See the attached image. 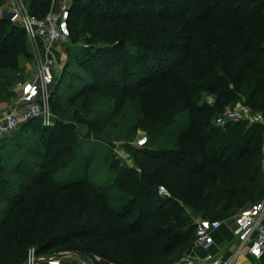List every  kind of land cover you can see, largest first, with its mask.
<instances>
[{
  "label": "trees",
  "instance_id": "obj_1",
  "mask_svg": "<svg viewBox=\"0 0 264 264\" xmlns=\"http://www.w3.org/2000/svg\"><path fill=\"white\" fill-rule=\"evenodd\" d=\"M130 1L127 8L118 3L113 8L116 15L101 10L90 13L89 26L104 37L107 34V40L120 42L124 49L122 56L113 46L85 52L98 64L89 63L92 71L80 78L84 86L69 103L74 105L85 98L89 105L99 91L124 97L159 85L152 108L143 107L137 127L156 140L176 122L179 113L187 112L190 120L181 129L167 133L170 139L162 146L147 143L134 150L137 167L120 172L116 178L121 183L124 177H132L124 184L117 183V191L125 192L120 195L110 194L106 187L100 189L93 181L98 174L109 171L105 185L111 186L119 160L107 156L97 161L95 171L83 177L95 158L87 155L84 170L79 172L77 156L82 144L74 129L68 124L43 126V147L52 140L56 142L47 150L36 148L40 161L20 155L10 170L17 180L8 178L0 165V204L7 203L0 208V264H24L30 249L36 248L39 254L70 236L117 243L120 264H170L185 258L194 245L197 220L228 217L241 201H255L264 195L262 138L251 145L253 127L230 129L243 122L226 130L215 124L228 106L238 102L264 113V0H185L188 7L183 14L190 9L199 14L198 31L195 37L191 32L181 35L183 25L173 27L177 38L181 36L191 48L178 51L180 55L171 60L178 70L170 73L153 70L157 66L158 70L168 69L163 62L170 60L169 54H161L159 65H154L148 61L146 51L137 49H150L162 39L156 41L151 30L145 37L135 29L138 24L161 25L166 20L149 13L154 0ZM23 2L31 14L43 18L51 12L53 0ZM181 14L174 13L171 19L181 21ZM71 15L66 22L70 30H75ZM124 22L131 26V34L137 32L144 38L133 42L135 47H125L131 40L121 33ZM25 40L23 28L9 19H0V100L16 88L24 72L22 58L29 56ZM97 50L107 55V61L97 55ZM121 57L127 64L126 72H121L118 84L112 85L106 73ZM131 73L133 77L129 78ZM127 78L133 80L129 90ZM205 93L214 95V103H199ZM96 133L102 134L101 130ZM74 160L78 162L75 165ZM53 171L69 173L71 179L63 182ZM263 257L252 264H260Z\"/></svg>",
  "mask_w": 264,
  "mask_h": 264
},
{
  "label": "rangeland",
  "instance_id": "obj_2",
  "mask_svg": "<svg viewBox=\"0 0 264 264\" xmlns=\"http://www.w3.org/2000/svg\"><path fill=\"white\" fill-rule=\"evenodd\" d=\"M61 1V0H60ZM113 1V2H111ZM57 0H53L52 7L56 9ZM106 2V3H105ZM109 2V3H108ZM120 4L127 8L131 1L129 0H69L70 9H72V17L76 23V28L69 29L67 22L62 23L61 31L62 38L54 44H49L46 41L39 40L37 42H31L28 39L25 40L28 42V53L29 56L22 58V69L23 74L20 76L18 85L16 86L18 98L24 93L29 85L33 82L35 75L37 73V67L40 63L45 62L47 58L54 59V73L56 76V84L53 94V100L50 103L51 111V127H60L63 124H68L71 128L74 129V134L76 138L81 142L82 146L79 149L80 154L78 158V168L81 173L85 167V161L87 155L94 156L95 162L90 164L89 172L83 174V177H88L89 173L95 171L97 167V161L105 160V157L110 156L119 160L118 168H115L113 173V179L111 186H106V176L109 174V171L102 172L93 178V181L99 184L100 189L104 190L108 188V191L112 195H120L125 192L117 191V183L119 185L124 184L127 181H130L131 176H126L121 180V183L118 182L117 176L120 172H127L132 169H135L136 162L134 159V150L137 148H142L150 143L152 147L162 146L166 141H169L170 138L167 137V133L175 132L178 129H181L183 125L190 120V115L187 112H181L176 117V122L169 124L168 130L166 132H161L156 140H153L152 136L137 127V120L141 118L143 114V107L146 109H151V103L155 100L156 95L160 89L159 85L148 88L147 90H138L136 92L129 93L127 96H118L116 92H110L108 94L103 91H99L90 101L89 105H86L85 98H79L76 104L72 105L69 103V99L74 95L75 92L81 91L84 86V82L80 80L83 76H87L88 72L91 73L92 67L90 62L98 64L97 59L90 60L91 57L85 54L88 50L99 49L106 46L118 47V53L122 56L123 46L120 42L109 41L107 40L108 35L104 37L103 33L93 29L89 26L90 13L93 10H101L107 15L115 14L113 10L117 4ZM162 0H154L152 3L153 10L149 13L154 15H162L163 19L166 20L161 23V25H156L153 22L146 23L145 25L138 24L135 26L137 31L142 32L147 36L150 30L156 34L155 40L159 39L163 42L155 46H151L150 49L136 48L142 51H146L148 55V61L151 64L156 65L157 58L161 54H169L170 60H166L163 63L169 65L168 69L158 70L160 66L153 67L154 72H171L172 70H178V65L172 63L174 58L178 57L180 54L178 51L181 49H190L191 45L184 41H181L180 38H177L176 32L174 33L175 26L181 23L183 25V30L181 35L188 33H193V36H196L197 27H198V17L199 14L193 12L191 9L186 11L185 14L182 12L184 9H187L188 5L185 0H166L163 2V7H160ZM159 5V6H158ZM228 7V6H226ZM225 7V8H226ZM232 7V6H231ZM74 9V10H73ZM104 9L108 10V12ZM110 9V10H109ZM224 9L221 7L220 10ZM57 12L60 9H56ZM181 12V21H174L171 19V15L174 13ZM264 13V8L262 10ZM122 17V14H121ZM124 17V16H123ZM190 18V19H189ZM124 31L121 33L127 35L131 42L127 43L125 46L135 47L132 45L133 42H140L144 38H140L137 35V32L131 34V26L128 22H124ZM193 27V30L190 28ZM192 29V28H191ZM200 29V28H199ZM163 30V31H162ZM174 30V31H173ZM162 31V34H159ZM80 35V36H78ZM160 35V36H158ZM76 37H78L76 39ZM165 42H168L163 48ZM162 45V46H161ZM53 50L54 52L46 53V50ZM58 51L61 55H58ZM91 53V52H90ZM97 55L104 58L107 61V55L104 52L96 51ZM88 57V58H87ZM124 57H121L116 64H114L106 73V79L112 81L113 84H118V77L121 76V72H126L125 67L126 63L123 61ZM159 65V63H157ZM163 65V64H162ZM34 70V76L31 77V70ZM30 74V77L28 76ZM133 77V74H128ZM129 78L126 79V89H132L133 80L129 81ZM28 80V81H27ZM99 81V80H95ZM159 89L157 90V88ZM12 89V90H14ZM115 90H117L114 87ZM7 99H1L0 105L2 102ZM215 101L214 95L203 94L200 100V104L203 105L206 101L211 102ZM214 103V102H213ZM245 104L244 102L234 105ZM228 106V108H234ZM220 117V116H219ZM217 120V119H216ZM215 120V123H216ZM255 124L245 121L238 125L231 126V130L236 126L243 127H253L252 132L254 137L252 138V144L255 145L258 143L259 137L262 138V147L264 152V128L254 126ZM44 124L41 119H35L28 123H23L16 130H14L10 135L0 138V165L5 167V175L11 180H17L18 176L12 173L10 170L18 162L19 156L26 157L29 161H40L41 158L35 155L36 148L43 147L41 142V134ZM177 129V130H176ZM102 132L105 136H109L111 140L116 144L117 148L113 149L109 145L93 139V134L97 131ZM49 137V135H48ZM152 138V139H151ZM56 140L50 141V144H47L42 149L47 150L51 147ZM172 145L168 143V146ZM20 153V154H19ZM76 160L72 164H77ZM1 168V167H0ZM54 175L60 178L61 181L66 182L71 179V175L64 171L54 172ZM62 173V174H60ZM69 174V176H67ZM105 176V177H104ZM110 178V177H109ZM110 180V179H108ZM261 183L264 194V173L261 174ZM164 197H167L165 192L161 191ZM264 196V195H263ZM260 200V199H258ZM241 201L239 203L238 209L235 212H232L228 217L218 218L215 221L223 222V225L232 224L234 218L239 214L247 211L256 201ZM7 203L0 204V208L5 207ZM206 221H212L211 219H203ZM193 247V246H192ZM192 247L190 249H192ZM119 245L117 243L107 244L99 242L97 240L84 239L82 237H73L70 236L68 239L62 240L59 244H56L52 248H49L45 251L39 253V257L50 256V255H60L64 254L67 258L74 259L76 256L84 257L89 259L94 264H120L119 259ZM190 251V250H189ZM188 251V252H189ZM188 254V253H187ZM185 254V256H187ZM184 256V257H185ZM77 263V261H75ZM254 263V261H252ZM264 264V257L259 262Z\"/></svg>",
  "mask_w": 264,
  "mask_h": 264
},
{
  "label": "built area",
  "instance_id": "obj_3",
  "mask_svg": "<svg viewBox=\"0 0 264 264\" xmlns=\"http://www.w3.org/2000/svg\"><path fill=\"white\" fill-rule=\"evenodd\" d=\"M70 15L69 4L58 12H50L43 18L31 14L23 0H13L12 6L8 9L0 7V17L9 19L23 28L27 39L31 42L43 40L54 44L61 40V25L69 19ZM55 78L54 59L47 58L45 62L38 65L33 82L18 101L7 109L0 107V138L10 135L23 123L35 119H41L44 126L52 125L50 101L56 84ZM245 121L264 128V113L249 105L240 104L234 108H228L217 118L215 124L218 128L226 130L234 123ZM222 226L221 221L197 220L193 247L210 249L215 244L214 233ZM233 226L234 237L227 245L230 250L229 255L226 256L219 251L204 257L186 256L170 264H238L239 259L244 257L249 258L252 264V261L259 260L264 254V196L247 211L236 216ZM24 264L94 263L80 256L70 260L64 254L39 257L36 248H32Z\"/></svg>",
  "mask_w": 264,
  "mask_h": 264
},
{
  "label": "crops",
  "instance_id": "obj_4",
  "mask_svg": "<svg viewBox=\"0 0 264 264\" xmlns=\"http://www.w3.org/2000/svg\"><path fill=\"white\" fill-rule=\"evenodd\" d=\"M13 4V0H0V7L3 8H10ZM66 4H69V0H57L56 2V9H62ZM54 10L53 7L51 9V12H57V10ZM49 52H54L53 50H46V53ZM58 55H61L58 51ZM34 70H31V77L34 76ZM30 77V74L28 75ZM28 81V80H27ZM23 94V93H22ZM20 98V97H19ZM18 96H17V90H10L7 94L6 97V101L2 102V104L0 105L1 108L3 109H7L9 107H12L17 101H18ZM263 173H264V160H263V169H262ZM233 223L232 224H225L222 226V228L218 231H216L214 233V237H215V244L214 246H212L210 249H203L200 247H192V249H190V251L188 252L187 256H199V257H204L205 255L212 253V254H216L219 251H222L221 253H223L224 255H229L230 250L229 248H227V245L230 244V242L232 241L234 235H233ZM226 251V252H225ZM238 264H251V260L247 257L244 258H240L238 261Z\"/></svg>",
  "mask_w": 264,
  "mask_h": 264
},
{
  "label": "water",
  "instance_id": "obj_5",
  "mask_svg": "<svg viewBox=\"0 0 264 264\" xmlns=\"http://www.w3.org/2000/svg\"><path fill=\"white\" fill-rule=\"evenodd\" d=\"M0 19H1V17H0ZM93 139L97 140V141H101V142L109 145L113 149L117 148L116 144L111 139H109L107 136H105L104 134L94 133L93 134Z\"/></svg>",
  "mask_w": 264,
  "mask_h": 264
}]
</instances>
